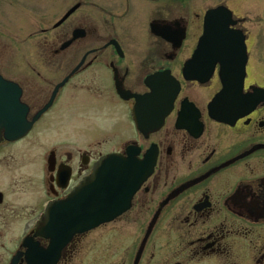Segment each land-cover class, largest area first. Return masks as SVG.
I'll use <instances>...</instances> for the list:
<instances>
[{"label":"flooded vegetation","instance_id":"flooded-vegetation-1","mask_svg":"<svg viewBox=\"0 0 264 264\" xmlns=\"http://www.w3.org/2000/svg\"><path fill=\"white\" fill-rule=\"evenodd\" d=\"M6 1L0 13L28 10L23 0ZM217 8L229 12L247 53L231 110L222 104L228 96L213 104L231 74L219 63L208 77L199 63L184 73L207 12ZM35 22L36 62L56 73L0 67L19 87L29 126L16 140H0V264H73L80 254L86 264L91 251L99 264H264V0H63L56 17L36 13ZM98 67L110 73H86ZM63 95L81 110L93 107V96L116 100L125 118L112 132L117 127L121 147L106 150L107 136L93 154L57 156L56 136L42 131L64 117L56 114ZM128 150L151 168L128 208L74 235L56 261L47 209L101 157L125 158Z\"/></svg>","mask_w":264,"mask_h":264},{"label":"water","instance_id":"water-1","mask_svg":"<svg viewBox=\"0 0 264 264\" xmlns=\"http://www.w3.org/2000/svg\"><path fill=\"white\" fill-rule=\"evenodd\" d=\"M219 13L226 14L227 19H221ZM230 19L229 12L220 8L206 14L204 32L190 63L194 67L197 62L204 64L207 77L217 62L231 73L223 77L224 90L213 102L217 104L222 95L228 96L222 101L226 110L232 108L230 97L234 94L231 91L242 86L246 65L243 37L229 30ZM191 79L200 80L198 77ZM150 81L147 84L152 87ZM19 99V87L0 76V140L2 136L10 141L16 140L29 129L24 125V111ZM222 120L227 119L222 117ZM128 151L125 158L117 154L100 158L89 177L65 199L56 200L47 209L48 226L50 228L52 222L50 231L56 235V261L74 235L109 223L128 208L132 195L151 172L149 166Z\"/></svg>","mask_w":264,"mask_h":264},{"label":"rangeland","instance_id":"rangeland-1","mask_svg":"<svg viewBox=\"0 0 264 264\" xmlns=\"http://www.w3.org/2000/svg\"><path fill=\"white\" fill-rule=\"evenodd\" d=\"M3 0H0V4ZM15 3L14 0H7L6 2ZM19 1V0H18ZM25 1L26 8L28 10L21 11L18 9L3 10L0 13V67L5 73H56V67L50 65V63L44 62V65L37 63V54L40 50L36 47L37 39L30 34L37 31V27L31 23H36V13L44 18L49 19L56 17V11L61 6L63 0H23ZM1 6V5H0ZM8 8V7H7ZM238 14L243 13L239 5L235 7ZM252 31V30H251ZM3 32V34L1 33ZM254 33L258 30H254ZM253 49V48H252ZM35 59V61H34ZM41 59L38 57V60ZM43 62V61H42ZM40 61V63H42ZM35 68L36 71L30 72L29 69ZM264 66H262L263 68ZM99 71V72H98ZM86 73H110L106 68H94L90 72ZM13 78V77H12ZM15 79V77H14ZM101 98H95L93 96L94 105L89 110H81L78 107L80 101L71 103L67 100L66 95H63L56 108L57 115H64L61 117V121L56 122L54 128L51 129L49 125L43 129L42 133L56 136V155L59 156L63 152L74 151H89L91 154L95 153L94 145L97 138L108 136V149L121 147L120 142L117 139L119 124L124 120V114L121 109V105L116 100L111 99L107 101L101 100ZM99 100V101H98ZM68 105V109L67 106ZM98 105V108L95 107ZM103 105L104 107H101ZM52 112L49 114L47 120L52 119ZM65 116L67 120H65ZM123 119V120H122ZM121 120V121H120ZM117 125L115 130L112 129ZM121 125V124H120ZM125 125V124H124ZM126 126V125H125ZM125 130L126 127H124ZM106 147V146H105ZM105 148L100 149L102 153ZM111 227V226H110ZM104 229H98L93 231L90 235L96 239L97 236L102 235ZM92 237V238H91ZM88 247V246H87ZM89 248V247H88ZM100 249V246H95L93 250ZM88 252V258H86V264H99L101 256ZM81 254L73 262V264H79ZM88 260V261H87Z\"/></svg>","mask_w":264,"mask_h":264}]
</instances>
